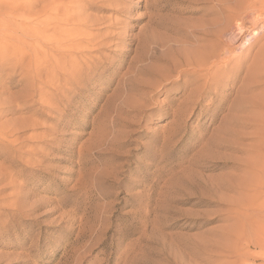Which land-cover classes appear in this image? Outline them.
<instances>
[{"label": "rangeland", "instance_id": "1", "mask_svg": "<svg viewBox=\"0 0 264 264\" xmlns=\"http://www.w3.org/2000/svg\"><path fill=\"white\" fill-rule=\"evenodd\" d=\"M204 1L0 0V264H264V0Z\"/></svg>", "mask_w": 264, "mask_h": 264}, {"label": "bare ground", "instance_id": "2", "mask_svg": "<svg viewBox=\"0 0 264 264\" xmlns=\"http://www.w3.org/2000/svg\"><path fill=\"white\" fill-rule=\"evenodd\" d=\"M204 1V0H203ZM204 2H207V3H210V2H213V3H215L216 5H219V7H224V6H222L223 5V3H226L225 2V0H224V2L222 3V0H205ZM227 2H228V0H227ZM211 4V3H210ZM220 4H222V5H220ZM230 4V3H229ZM226 6V5H225ZM228 6V5H227ZM155 8V7H154ZM229 10L230 9H228V8H226L225 7V9H223V11L224 12H227V13H229ZM42 11L43 12H45L46 11V8L44 7V8H42ZM254 13V12H253ZM256 13V12H255ZM48 17V16H47ZM56 17V16H55ZM53 18V17H52ZM62 18V17H61ZM152 18V17H151ZM45 19H47L48 20V18H45ZM50 19V18H49ZM54 19V18H53ZM67 19V18H66ZM66 19L64 20H61L62 22H67L66 21ZM156 19V18H155ZM230 19V18H229ZM47 20H44V21H46L47 22ZM56 20H58L57 18H56ZM68 20V19H67ZM60 21V20H59ZM60 21V22H61ZM70 21V20H69ZM68 21V22H69ZM202 21V20H201ZM55 22V21H54ZM58 22V21H57ZM211 22H212V20H211ZM213 22H216V21H213ZM213 22L211 23L212 25H213ZM61 24V23H60ZM68 24V23H67ZM149 25V26H153L154 25V27L155 28H157L158 30H163L165 33H163L162 34V36H161V34H159L160 35V38H158V40H159V43H156V36L154 35V34H146L145 36L144 35H142V39H141V41L143 42V44L144 45H146V44H152L153 46H157V47H164V46H166V45H168V44H170V43H174L173 41L174 40H172V39H170V38H172L171 36L173 35V36H181L180 35V28H178V27H176V26H173V25H169V24H164L163 25V23H161V22H156V21H154L153 23H152V20L151 19H148V21L146 22V25ZM215 24V23H214ZM208 25V24H207ZM229 25V24H228ZM54 26V25H53ZM56 26H57V30H58V32L56 33V32H54V33H56V34H58V35H61L62 33L63 34H67L66 32H68L69 31V33H68V35H66L67 37H65V39L64 40H66L67 41V46H74L75 44H74V42L73 41H71L70 40V37H72L73 36V33H72V31L71 30H68V31H64V29L61 27V25H59V23H57L56 24ZM63 26V25H62ZM205 26V25H204ZM217 26V25H216ZM48 27V26H47ZM220 27V26H219ZM63 30H62V29ZM203 28H205V27H203ZM220 29V28H219ZM55 30V26H54V28H53V31ZM56 30V31H57ZM216 30V29H215ZM226 29H224L223 31H225ZM244 30V29H243ZM242 28L240 27L238 30H237V34H236V36H238L242 31ZM263 30V29H262ZM45 30L43 29V32H44ZM52 31V30H51ZM197 31V32H196ZM195 31V33H192V35H188V36H183L184 37V39H186L187 41V43L185 44V45H183V46H181V48L180 49H174V48H172L173 47V44H172V46H171V44L170 45H168V54L169 55H171V56H174V57H177V59H178V62H177V64L175 65V64H173V63H175V62H173L172 63V65H170L171 67L169 68V69H166V73L167 74H178L179 76H181V75H184L185 73H187L188 71H191V73L194 75V76H196V78H198V77H200V76H202V74L201 73H203V72H205V73H207L208 71H209V69L211 70H213V69H216V59H217V52H216V50H215V48L213 47V46H215V45H213V46H208L207 45V43H209V42H217L218 41V38L220 37L219 35H217L218 34V32H214V28H213V30H211V28L209 29L208 28V30H196ZM157 32V31H156ZM226 32H228V30H226ZM264 32V31H263ZM157 34V33H156ZM196 34H199V36L200 37H198V35H196ZM230 34V33H229ZM55 35V34H54ZM164 35V36H163ZM262 35V34H261ZM81 36V35H80ZM79 36V37H80ZM227 36V35H226ZM236 36H234V38L236 37ZM253 36V35H252ZM56 37H57V35H56ZM77 37V36H76ZM225 37V36H224ZM233 37V36H232ZM223 38V37H222ZM51 39H55V37L53 36ZM75 39H77V38H75ZM79 39V38H78ZM250 39V38H249ZM248 39V40H249ZM257 39H259V34H257V36H253L250 40H249V42H247V44L244 46V51H246V49L248 48V47H250V46H252V45H254L255 44V42H256V40ZM44 40V39H43ZM82 41V40H81ZM45 42V41H44ZM48 42V41H47ZM61 42V41H60ZM80 42V41H79ZM219 42V41H218ZM55 43V42H54ZM140 43V42H139ZM206 43V45H204ZM221 43V42H220ZM66 45V44H65ZM80 45H81V43H80ZM139 45V44H138ZM142 45V44H141ZM62 46V45H61ZM66 46V47H67ZM140 46V45H139ZM139 46H138V48H139ZM220 46V45H219ZM63 47H65V46H63ZM76 47H79V46H77L76 45ZM152 47V46H151ZM241 47H242V45H241ZM241 47H240V49H241ZM56 48V47H55ZM141 48V47H140ZM176 48V47H175ZM75 49V48H74ZM239 49V48H238ZM69 50H71L70 48L67 50L68 52H69ZM75 50H77V48L75 49ZM81 50V49H80ZM156 50V49H155ZM158 50V49H157ZM156 50V51H157ZM164 50V49H163ZM241 50H243V49H241ZM61 51V50H60ZM239 51V50H238ZM261 51V50H260ZM73 52V51H72ZM78 53H79V51H77ZM154 53V52H153ZM166 53V52H165ZM238 53V52H237ZM167 54V53H166ZM167 54V55H168ZM83 55V54H82ZM153 55H155V54H153ZM161 55V54H160ZM73 56H74V53H73ZM156 58V57H155ZM158 58H159V56H158ZM168 58V57H167ZM46 59V58H45ZM164 59V60H163ZM163 59H155L156 61H158V62H161V63H166V60H165V55H163ZM169 59V58H168ZM170 60V59H169ZM175 60V59H174ZM57 61V60H56ZM176 61V60H175ZM29 63V62H28ZM170 64H171V62H169ZM168 63V64H169ZM263 64H264V51H261L259 54H257V59H256V61H255V64H254V66H249V68L247 69V70H249L250 69V67H252L251 69L252 70H254V71H256V72H253V73H255V75H254V78L253 79H258V80H260L264 75H262L263 73H262V71L264 70V68H263ZM163 65V64H162ZM167 66V65H166ZM30 67V66H29ZM209 68V69H208ZM38 70V69H37ZM212 72H215V70L214 71H212ZM209 73V72H208ZM213 73H211V75H212ZM37 75V74H36ZM213 75H215V74H213ZM252 75V76H253ZM34 76V75H33ZM159 76V78L162 80V81H165L166 80V77L168 76H166V75H158ZM264 78V77H263ZM250 80H251V78H250ZM255 80V81H256ZM242 101V100H241ZM243 103V104H242ZM249 103V101H247V100H245V101H243V102H240V104H242V105H245V104H248ZM249 109V108H248ZM248 109H247V111H248ZM261 109V108H260ZM249 112V111H248ZM250 112H251V110H250ZM254 112V111H253ZM248 118V117H247ZM236 119V118H235ZM239 119V118H238ZM244 120H245V118H244ZM245 121H247L248 122V119L247 120H245ZM258 123H259V121H258ZM258 129V128H257ZM16 130V129H15ZM4 137V136H3ZM2 140V139H1ZM0 140V141H1ZM257 140V139H256ZM259 141V140H258ZM1 143V142H0ZM3 143V142H2ZM1 145V144H0ZM257 149H259V148H257ZM260 149H262V148H260ZM260 149H259V151H260ZM259 151H257V152H259ZM261 152V151H260ZM263 152V151H262ZM260 154V153H259ZM264 154V153H263ZM257 155V154H256ZM264 156V155H263ZM259 159V158H258ZM263 160V159H262ZM255 162V161H254ZM257 163V162H256ZM259 163V162H258ZM254 164V163H253ZM255 167V166H254ZM255 169H257V168H255ZM258 170V169H257ZM256 172V171H255ZM231 220V219H230ZM230 230V232H231V229H229ZM189 240V239H188ZM170 242V241H169ZM171 242H173V241H171ZM177 244V243H176ZM175 244V245H176ZM179 244V243H178ZM186 244V243H185ZM173 245H174V243H173ZM195 245V244H194ZM163 246V245H162ZM172 246V245H171ZM177 246V245H176ZM192 247H193V244L191 245ZM180 247V246H179ZM182 247V246H181ZM197 247V246H196ZM163 248V247H162ZM169 248V247H168ZM166 249V248H165ZM187 249V248H186ZM163 250V249H162ZM161 250V251H162ZM180 250H182V249H180ZM191 250V249H190ZM193 250V249H192ZM214 251H215V249H214ZM163 252V251H162ZM161 252V253H162ZM165 252H167L168 253V251H165L164 250V253ZM187 252V251H186ZM185 252V253H186ZM194 252V251H193ZM169 253H170V251H169ZM188 253H189V251H188ZM163 254V253H162ZM171 254V253H170ZM165 255V254H164ZM167 256V255H166ZM169 256V255H168ZM170 256H172V254L170 255ZM165 256H163V258H164ZM170 258V257H169ZM172 259H173V256L171 257ZM171 259V260H172ZM170 261V260H169ZM165 262H167V261H165ZM174 263V262H173Z\"/></svg>", "mask_w": 264, "mask_h": 264}]
</instances>
